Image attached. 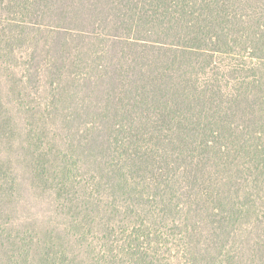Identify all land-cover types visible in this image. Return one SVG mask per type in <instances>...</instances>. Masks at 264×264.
Segmentation results:
<instances>
[{"label": "trees", "instance_id": "16d2710c", "mask_svg": "<svg viewBox=\"0 0 264 264\" xmlns=\"http://www.w3.org/2000/svg\"><path fill=\"white\" fill-rule=\"evenodd\" d=\"M1 12L0 32L21 24L49 44L57 85L96 42L81 77L102 127L92 182L119 196L92 232L82 194L73 242L101 240L87 264H264V0H0Z\"/></svg>", "mask_w": 264, "mask_h": 264}, {"label": "rangeland", "instance_id": "374dc122", "mask_svg": "<svg viewBox=\"0 0 264 264\" xmlns=\"http://www.w3.org/2000/svg\"><path fill=\"white\" fill-rule=\"evenodd\" d=\"M6 17L1 12L0 24ZM13 25L0 32V264H60L72 255L73 264H87L82 253H92L101 240L80 236V251L73 242L87 218L82 194L86 206L95 204L92 232L108 221L100 207L119 196L92 182L103 163L94 139L102 127L85 113L81 77L96 42L86 41L77 54L81 64L67 68L57 85L56 66L46 60L49 44Z\"/></svg>", "mask_w": 264, "mask_h": 264}]
</instances>
